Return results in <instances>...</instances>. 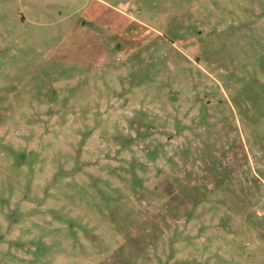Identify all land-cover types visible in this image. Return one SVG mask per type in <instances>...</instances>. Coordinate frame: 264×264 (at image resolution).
Listing matches in <instances>:
<instances>
[{
	"label": "rangeland",
	"instance_id": "rangeland-1",
	"mask_svg": "<svg viewBox=\"0 0 264 264\" xmlns=\"http://www.w3.org/2000/svg\"><path fill=\"white\" fill-rule=\"evenodd\" d=\"M0 264H264V0H0Z\"/></svg>",
	"mask_w": 264,
	"mask_h": 264
}]
</instances>
